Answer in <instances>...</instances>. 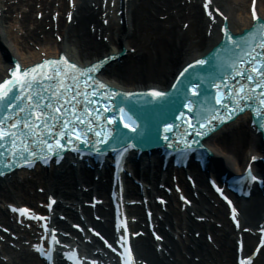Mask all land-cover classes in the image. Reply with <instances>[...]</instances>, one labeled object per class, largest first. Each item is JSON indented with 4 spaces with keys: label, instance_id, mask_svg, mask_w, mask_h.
I'll return each mask as SVG.
<instances>
[{
    "label": "bare ground",
    "instance_id": "1",
    "mask_svg": "<svg viewBox=\"0 0 264 264\" xmlns=\"http://www.w3.org/2000/svg\"><path fill=\"white\" fill-rule=\"evenodd\" d=\"M252 1H256L257 9L264 18V0H75L72 8L67 0H0V31L4 35L1 37L0 33L1 43H4L0 47V79L7 76L10 67L14 69L18 64L22 67L32 66L37 61L41 63L42 58L56 57L60 53L81 65L93 62L96 64L108 55L107 60H102L97 66V74L108 84L125 91L144 89L147 86L170 87L174 83L171 82L174 74L193 58L207 53L214 43L213 39L220 37L223 16L227 18L228 28L233 33L238 35L243 31V26L251 21ZM207 8L211 11L210 15L206 14ZM55 10L59 11L56 17ZM38 14L42 17H38ZM31 46L35 48L34 51ZM13 58L17 60L16 64H12ZM189 67L181 74L182 81L187 78L188 85H199L201 89L200 86L204 87L205 84L201 81L204 73L192 77L187 75ZM186 89L183 87L179 90L182 97L185 96ZM60 91L58 89L51 93L58 97L62 93L59 94ZM149 97L158 98L157 93ZM51 99L42 94H29L17 107L20 109L26 106L35 114L42 111L43 116L48 117L49 113H56L52 105L48 104ZM158 100L164 103L167 101L161 98ZM170 101L175 102L172 97ZM71 103L60 101L64 110L60 109V119L55 123L59 129L54 135L59 142L67 141L66 134L87 138L85 136L91 132L94 121L105 116L100 110L95 111L97 116L94 120L91 115L93 112L86 117L82 116L83 109L87 107L80 105L79 101L75 105ZM149 106L152 105L141 106L144 108L132 115L129 112L127 119L129 118L133 128L138 130L141 127L139 124L146 125L145 123L150 122L147 114ZM129 109L128 105L126 110ZM141 131L144 139L151 143L161 137L159 131L153 129ZM206 144L215 156L209 167V173L213 176L218 167L221 170L229 169L233 173L240 171L251 154L261 155L259 152L262 149L260 135H254L253 128L249 129L243 123L217 132L209 137ZM150 160L155 162L153 158ZM189 171L194 175V187L189 186L184 172L179 171V186L183 188L180 193L185 197L180 199V193L177 192L165 196L166 210L152 198V190L145 189L149 209L154 211V230L158 232L159 229L164 241L157 244L150 235L137 237L135 249L138 258L148 264H234L238 254L236 249L242 245L241 242L242 252H247L252 241L258 239V234L254 236L253 227L259 228L263 221L264 196L259 190H254L248 199L240 198L236 202V208L242 214L241 223L249 229L243 235L236 234L233 226L228 224L226 206L222 203L215 205L212 201L215 196L204 181L207 173L194 167H190ZM103 173L95 180V173L85 168L74 170L65 165L56 166L51 173L42 172L40 176L25 172L23 181L14 179L0 186V203L1 206L5 205V201L15 203L13 199L16 197L19 204L37 208L38 201L43 202L45 194L51 193L58 198L55 203L57 209L52 213L54 227L73 229V224L71 226L69 221L55 216L59 212L74 223H81L82 220L87 229H97L111 240L115 232L112 230L108 203L104 202L103 207L96 206L95 211L100 218L94 216V207L83 204L84 198L91 195V201L93 194L107 199L106 188L109 189L110 182L105 175L109 172L105 170ZM9 176L13 175L4 174V177ZM135 176L146 185H151L159 194L164 193L163 189L158 188L160 182L169 187L173 184L170 172L163 173L156 165L150 169L146 167L140 174L136 171ZM36 181L40 183L37 185ZM126 181L128 189L123 190L124 198L133 193L140 200L137 185L129 179ZM39 186L44 188V193H39ZM7 187L11 191H7ZM142 208L140 205L132 208L127 206L130 214L134 212L139 215L138 220L131 222L133 232L143 226L148 229V223L141 217L144 210ZM13 217L12 213L0 207V223L10 227L13 237L18 235L16 247L13 243L8 244V236L1 235L8 240L1 245L0 264H38L41 259L22 243L29 237V230L15 223ZM165 224L171 230L165 228ZM36 228L38 227H34L35 230ZM72 232L77 233L76 230ZM175 234L179 238L176 239ZM81 237L83 236L80 235ZM91 240L88 244H100L94 237ZM158 245L163 247L159 251L155 248ZM94 257L104 261V264L109 260H105L104 254L98 249ZM254 264H264V260L258 258Z\"/></svg>",
    "mask_w": 264,
    "mask_h": 264
},
{
    "label": "rangeland",
    "instance_id": "2",
    "mask_svg": "<svg viewBox=\"0 0 264 264\" xmlns=\"http://www.w3.org/2000/svg\"><path fill=\"white\" fill-rule=\"evenodd\" d=\"M16 28H17V27H16ZM0 33H1V31H0ZM2 36H4L3 33H1V37H2ZM1 44L3 45L4 43H1V40H0V46H1ZM4 47H5V45H4ZM8 50H9V49H8ZM31 50L34 51L35 48H34L33 46H31Z\"/></svg>",
    "mask_w": 264,
    "mask_h": 264
}]
</instances>
